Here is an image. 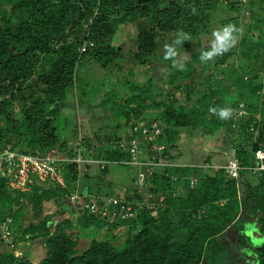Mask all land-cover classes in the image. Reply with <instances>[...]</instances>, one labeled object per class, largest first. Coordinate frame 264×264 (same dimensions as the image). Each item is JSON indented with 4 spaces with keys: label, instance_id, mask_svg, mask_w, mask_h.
Listing matches in <instances>:
<instances>
[{
    "label": "trees",
    "instance_id": "1",
    "mask_svg": "<svg viewBox=\"0 0 264 264\" xmlns=\"http://www.w3.org/2000/svg\"><path fill=\"white\" fill-rule=\"evenodd\" d=\"M229 23L242 29L237 45L202 63L200 54L210 47L202 46L201 37ZM180 31L191 37L177 46V52L190 51L183 71L163 59L165 45ZM83 43L93 46L80 53ZM86 59L109 73L149 65L166 73L167 84L105 102L115 124L67 140L61 111ZM0 99V151L44 155L54 149L73 159L74 147L84 149L81 164L59 163L63 186L47 181L19 193L0 179V220L12 218L16 248L43 241L45 254L37 264H228L232 251L241 256L246 249L242 264H264V243L255 247L250 232L264 237V177L252 173L253 153L264 142V0H0ZM240 102L246 110L241 118L233 114L221 121L209 112L211 107L234 112ZM147 112L153 114L149 119ZM153 122L162 131L157 144L164 146L166 164L157 159L140 190L137 171L128 182L115 176V168L136 167L128 153L108 144L140 141L133 127ZM195 130L210 138L227 134L223 140L229 137L226 150L235 152L239 180L227 178L224 155L220 166L211 154L195 166L172 161L171 149L181 143L183 131ZM99 185L112 189L101 191ZM72 195L77 199L70 209L62 205L43 216L44 203L59 206ZM89 197L97 201L95 212L84 207ZM103 198L140 208L122 220L111 216L118 206L106 207ZM243 219L250 223L233 242L230 229ZM87 231L96 238L83 246L81 233ZM0 264L33 263L27 255L15 257L0 240Z\"/></svg>",
    "mask_w": 264,
    "mask_h": 264
},
{
    "label": "rangeland",
    "instance_id": "2",
    "mask_svg": "<svg viewBox=\"0 0 264 264\" xmlns=\"http://www.w3.org/2000/svg\"><path fill=\"white\" fill-rule=\"evenodd\" d=\"M211 41L212 36L201 37L202 46L210 47ZM189 56V49H182L180 47L177 59L187 61ZM77 71L75 89L67 93L66 101L64 103L63 110L61 111V118L63 119V130L61 134L65 136L67 140L75 137V139H77L79 136L80 138L90 136L91 132H94L103 124L105 126L115 124L114 122H116V118L112 115L111 109L107 107L103 108L102 106L107 101H111L112 103L118 101V98L120 97L116 92L119 86L110 78V71L108 72L98 68L88 59L81 62ZM109 105L108 107H111ZM181 135V143L177 148L171 149L170 152L172 161H174L177 165H199L206 157H209V154H211L213 150L216 151V159L222 160L223 155L229 152L226 150L229 148L227 143L228 141H226V139L223 140L224 133L222 136L219 132L217 136L212 138L209 136H203L196 130L186 132L183 131ZM136 171V168L134 169L131 167H119L113 170L115 176L118 175V178H121L120 180L125 182H128L129 180L132 181ZM99 187L101 188V191L112 189V185L106 187L99 185ZM93 188H95V186ZM118 188H120V186L116 184L114 189L116 190ZM74 196L76 195L71 197V201L62 202L59 206L54 202L44 203L42 206L43 216L47 214H54L62 207V205L66 208H69V206L72 207V204L76 199ZM69 212L72 213L71 210H69ZM30 218L31 216H28L27 219L24 220V224H27V221ZM249 223L250 222L247 219H243L242 222L234 224L230 229L231 233L229 232L228 238H232V241L235 242L237 237L242 235L241 230L246 228ZM250 232L251 236L253 232L254 246H261L264 243V237L255 231L250 230ZM227 233L228 231H226L225 234ZM81 234V237L87 241H90L92 238H96L93 234H90L89 231ZM127 234L128 233H125L124 238L127 237ZM85 240H81L80 243L85 244ZM122 247V245H118V249H121ZM18 248V253L22 252L23 255H27L33 264H37L45 254L44 243L42 240L27 241L25 243H21ZM246 250L242 251L241 256L240 253L238 254L232 251L231 256L233 258L227 262L230 264H242L244 262L243 258L246 257ZM248 254L249 253L247 252V255Z\"/></svg>",
    "mask_w": 264,
    "mask_h": 264
},
{
    "label": "built area",
    "instance_id": "3",
    "mask_svg": "<svg viewBox=\"0 0 264 264\" xmlns=\"http://www.w3.org/2000/svg\"><path fill=\"white\" fill-rule=\"evenodd\" d=\"M239 2L243 4L246 0H239ZM92 46V43H83L79 52L85 53L87 49ZM1 100L2 99H0V101ZM245 115V105L240 103L238 108L234 111L235 119L241 118ZM133 131L140 132L142 137L140 141L133 138L127 146H125L124 143L116 144L112 142H110V145H113V148L118 147V149L128 153L130 158L128 163L137 168L136 182L138 188L141 190L144 181L152 176L154 162L158 159L161 166L166 164L165 158L162 157L163 154H161L164 150V146L157 144V138L161 136L162 131L156 122L151 123L147 127H142V125L135 126L133 127ZM143 146L146 149H143ZM261 146L263 147L262 149H256L253 153L256 165L254 166L252 173L264 177V142ZM83 151L84 149L82 148L74 147V152H76L77 156L73 159H68L64 154L54 149L48 151L44 155L31 153L22 154L16 150L3 149L0 151V179L6 182V185L11 192L19 193L29 192L31 187L36 183H45L47 181L63 186L64 181L60 173L59 163L61 161H70L71 163L76 162L81 164L83 159L79 155ZM234 154V151H230L224 155L226 156V161L223 168L227 178L239 180L240 167L238 161L233 157ZM100 164L103 167L105 162L102 161ZM195 183V179L191 180V187H193ZM74 197L77 199V196ZM159 200H163V197H160ZM101 201L105 206H108L110 203L118 206V209L114 210L111 216H119L122 220L133 217L140 208V205L135 207V204H133L132 201H121L116 198H103ZM74 203L75 201L73 204ZM84 207L95 212L98 209L96 199L89 197V200ZM12 223V218L8 216H6L4 220H0V240H2L3 244L8 245L10 249H13L15 257H21L22 252L18 253L19 248H16V245H14L12 241L13 235L10 228Z\"/></svg>",
    "mask_w": 264,
    "mask_h": 264
},
{
    "label": "clouds",
    "instance_id": "4",
    "mask_svg": "<svg viewBox=\"0 0 264 264\" xmlns=\"http://www.w3.org/2000/svg\"><path fill=\"white\" fill-rule=\"evenodd\" d=\"M197 10L195 7L192 8V14H196ZM242 33V29L237 27L235 24H226L219 29H216L212 32V41L209 50L202 51L200 54V61L202 63H207L209 61L214 60L218 56H223L225 53L229 52L232 48H234L239 42L240 35ZM191 37L180 31L177 34V37L173 44H166L164 49V60H168L172 62V66L174 68H179V70H184V63L182 60H178V52L177 46L183 45L185 41H190ZM209 112L215 114L218 119L221 121H225L230 119L234 112L230 107H211L209 108Z\"/></svg>",
    "mask_w": 264,
    "mask_h": 264
},
{
    "label": "crops",
    "instance_id": "5",
    "mask_svg": "<svg viewBox=\"0 0 264 264\" xmlns=\"http://www.w3.org/2000/svg\"><path fill=\"white\" fill-rule=\"evenodd\" d=\"M165 77H166L165 72H159V70L156 68H154V70H152L149 65L144 66L143 69H137V70L135 69L134 72H112V73H110V78L113 80L114 83H117V85L119 86V88L116 90L117 94L120 96L118 98V101L123 100V99L131 96V94L140 93V92L145 91L146 87H149L151 84L159 85L160 88L163 89L167 84ZM162 91H164V90H162ZM165 93H166V91H164V94ZM159 100L162 101L163 98L159 97ZM252 100L254 101V98H252ZM240 103H243V102H240ZM152 115H153L152 112H147V113H145L144 117L149 119L150 116H152ZM91 133H93V132H91ZM223 133H221L222 136H223ZM224 135L226 136L227 134L224 133ZM228 138L229 137H226V141H228ZM108 145L110 146V143ZM143 149H146V148L144 147ZM215 153H216V151H214V150L211 153L212 159H214V160H216ZM161 154H163V151L161 152ZM218 161H219L218 164L220 166L221 164L224 163L225 160H224V158H222V160L218 159ZM95 169H97L96 166L91 165L89 167V172L90 171L93 172V171H95ZM125 197L126 196H124V198ZM70 214L71 213L69 212L67 214V216ZM119 230H120L121 234H123L126 231V229H123V228H119ZM82 245L86 246L87 241L85 242V244H82Z\"/></svg>",
    "mask_w": 264,
    "mask_h": 264
}]
</instances>
